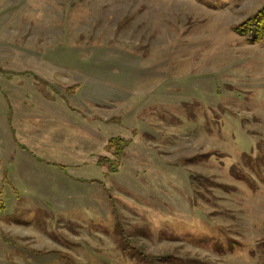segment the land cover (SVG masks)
Instances as JSON below:
<instances>
[{"label": "rangeland", "instance_id": "rangeland-1", "mask_svg": "<svg viewBox=\"0 0 264 264\" xmlns=\"http://www.w3.org/2000/svg\"><path fill=\"white\" fill-rule=\"evenodd\" d=\"M263 7L0 0V264H264Z\"/></svg>", "mask_w": 264, "mask_h": 264}, {"label": "trees", "instance_id": "trees-1", "mask_svg": "<svg viewBox=\"0 0 264 264\" xmlns=\"http://www.w3.org/2000/svg\"><path fill=\"white\" fill-rule=\"evenodd\" d=\"M234 29L239 32L245 39L250 42L258 43L264 41V7L258 11L256 14L251 16L247 21L241 23L234 27ZM121 138L115 137L111 138L108 143V147H115L119 145V150H123V142L122 146L120 145ZM120 154V152H117ZM193 183H203L202 186L209 185L212 182L205 179L203 176H191Z\"/></svg>", "mask_w": 264, "mask_h": 264}, {"label": "crops", "instance_id": "crops-1", "mask_svg": "<svg viewBox=\"0 0 264 264\" xmlns=\"http://www.w3.org/2000/svg\"><path fill=\"white\" fill-rule=\"evenodd\" d=\"M25 73V72H24ZM17 75H20V73H18ZM79 85V84H78ZM74 95V94H73Z\"/></svg>", "mask_w": 264, "mask_h": 264}]
</instances>
